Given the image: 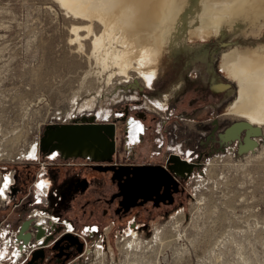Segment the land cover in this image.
Wrapping results in <instances>:
<instances>
[{
	"label": "rangeland",
	"instance_id": "1",
	"mask_svg": "<svg viewBox=\"0 0 264 264\" xmlns=\"http://www.w3.org/2000/svg\"><path fill=\"white\" fill-rule=\"evenodd\" d=\"M68 21L49 0H0V178L10 172L6 167H30L33 178L20 190L12 173L10 212L0 232L7 226L16 231L34 208L31 184L43 165L49 184L54 176L60 187L59 194L53 188L49 195L52 209H59L77 231L87 225L99 228L87 240V254L76 260L74 246V259L65 264H264V139L243 155L236 143L220 139L234 122L224 113L237 88L222 71L226 54L263 40L260 31L226 30L207 42L187 37L183 51L172 47L163 52L151 89L133 79L97 96L86 60L66 45ZM212 83L231 88L215 94ZM94 95L91 108L85 102ZM143 115L152 127L164 126L163 148L157 156L161 136L150 129L129 158L163 163L176 157L191 165V172L178 179L182 194L171 205L147 204L117 219L104 202L116 191L109 175L80 166L85 157L48 160L51 147L45 139L61 126L113 124L115 150L124 162V118ZM32 144L38 148L37 160L25 157ZM129 226L135 240L127 235ZM58 253L43 252V264L60 261ZM8 258L0 263L9 264Z\"/></svg>",
	"mask_w": 264,
	"mask_h": 264
},
{
	"label": "bare ground",
	"instance_id": "2",
	"mask_svg": "<svg viewBox=\"0 0 264 264\" xmlns=\"http://www.w3.org/2000/svg\"><path fill=\"white\" fill-rule=\"evenodd\" d=\"M49 1L69 20L66 45L86 60L90 70L88 72L95 78L93 85L97 96L104 90L130 84L133 79L136 83L139 80L146 88L151 89L158 78L163 52L168 53L172 47L183 51L188 47L187 37L207 42L213 37H222L226 30L243 34L249 29H257L264 36V0ZM222 71L229 82L235 83L237 88L234 100L229 103L224 113V116L232 118L234 122L220 134V139L227 145L236 143L238 154L243 155L258 147V138L264 139V39L245 44L240 49H230L226 54ZM230 88L229 84L211 85V90L215 94L225 93ZM95 98L94 95L85 103L91 107L93 101H96ZM155 106L163 109L159 102H156ZM81 109L83 110V107ZM105 116L107 117V113ZM82 123L92 124V121ZM123 126V132L126 130L129 134L128 141L135 142L138 124L130 121L127 129L124 120ZM56 137L55 133L51 139ZM52 152L58 153L56 157L52 155L47 157L52 161L72 157L98 160L102 154H106V145L89 141L77 144L72 137L58 145ZM25 157L27 160H37L36 144L30 146ZM180 160L179 158L169 160V165L175 177L184 178L191 172V165ZM5 177L9 180L6 188ZM55 182L56 178L52 176L47 193L42 187H37L40 184L36 186L37 204L47 203L53 188L55 196L59 194L60 187L54 185ZM12 183L10 173L1 176L0 189H3V192L0 194V203H6L8 200L7 193ZM44 196L47 197L46 200L42 199ZM60 198L64 199L65 195H61ZM58 210L49 219L52 223L65 226L70 233L75 226L70 225L68 219H62ZM36 215L40 218L37 235L30 233V230L26 231L30 220ZM45 218L47 216L43 212L35 211L23 221V224L21 222L19 228L22 227V230L19 232L9 235L10 231L7 228L2 229L0 259L4 260L11 255V258L16 260L27 248H36L44 245L46 239L50 240L48 221ZM82 228L89 231L98 226L89 225ZM131 230L130 228L127 235L134 238L136 234Z\"/></svg>",
	"mask_w": 264,
	"mask_h": 264
},
{
	"label": "water",
	"instance_id": "3",
	"mask_svg": "<svg viewBox=\"0 0 264 264\" xmlns=\"http://www.w3.org/2000/svg\"><path fill=\"white\" fill-rule=\"evenodd\" d=\"M55 133L57 137L51 139ZM72 137L75 138L77 144L89 141L106 145V154H102L95 162L100 164L99 169L101 171H112L111 180L117 182L118 192L110 198V202L115 198H120L118 205L124 209V212L151 201H154L155 207L158 206L159 202L167 201V205L172 204L171 191L176 192L178 181L170 166L168 171L159 166H101L105 162H111L115 152V126L113 124L89 123L87 125L61 126L48 133L46 144L51 147L52 152L58 145L70 140ZM172 159H176V157H171L169 160ZM63 241L69 242L68 247L77 246V254L82 252V244L74 236L65 235L53 247V250H59L57 256L61 257L63 255L62 250L64 247L60 245ZM43 256L42 250L34 252L28 264H34L37 259L42 260Z\"/></svg>",
	"mask_w": 264,
	"mask_h": 264
},
{
	"label": "built area",
	"instance_id": "4",
	"mask_svg": "<svg viewBox=\"0 0 264 264\" xmlns=\"http://www.w3.org/2000/svg\"><path fill=\"white\" fill-rule=\"evenodd\" d=\"M124 120H125V124H126V128L127 129L129 127V122L130 121L132 123H134V124L136 123V125L138 124V127H139V130H138V133H137V137H136V141L135 142H129L128 141L129 134H128V132L126 130L124 131V142H123L124 143V146H123L124 149H123V151L126 154H129L130 153V150L133 147L139 145L140 142L143 140V138L146 135L147 128L144 125L142 118L129 116L127 118L125 117ZM126 159H129V157H126ZM117 161L120 162V160L117 158V152L115 150V152H114V154L112 156L111 162H105L103 164H110V163H114L115 164ZM43 169H44V167H43V165H41V168L39 169L40 174H39L38 179H35L34 181H32V184H31L32 187L34 188V194H33V206H34V208L31 210V212L27 216V218L30 217L31 215H33V213H35V211L43 212L44 215L47 216V218H45V219H46V221H48V228H49L48 234L50 236L48 238H51V239L50 240L49 239H46L47 242L44 245L37 246L36 248H34V247L33 248H27L26 250H24V251L21 252V255L16 260H14L13 258H11V255L7 256L6 258L9 257L8 258L9 264H28L30 262V260L32 259V255L34 254V252H36L38 250H42L45 253L46 252L47 253H50V252L54 251L53 250V247L65 235H72V236H74L82 244V248H83L82 249V252L80 254H77V256H76V258H77L76 260H78V258H81V257H83V256H85L87 254V250H86L87 240L88 239H92V238L96 237L99 234V229L98 228H95V229L89 230V231H84L85 228H82L80 231H77L76 228H75L70 233H68L65 226L60 225V224L55 223V222L52 223L51 219H49V218L53 217L56 214V210H55V208L52 209V206L49 203V198H48L47 203H39V204H37L38 199L36 198V190H37V187L36 186L38 184L43 185L42 186V189L46 193L48 192V188L50 186L49 180L47 178H45V174L42 172ZM8 170L10 171L9 173L12 176L13 171L10 170V169H8ZM12 185H13V183H12ZM9 192H10V190H9ZM9 192L7 193L8 194V200L6 201L7 204H9V203L12 202V201H9ZM42 199L46 200L47 197L44 196V197H42ZM56 206H57V204H56ZM32 211H34V212L32 213ZM39 219L40 218L37 215L35 217H33L30 220L29 225H28L26 231L30 230V233H33V234L35 233L37 235V232H38V230H37V224H38V220ZM25 220H23V221H25ZM22 224H23V222H22ZM19 225L20 224H18V227L16 229V231H18V232L20 230H22L21 229L22 227L20 226L21 228H19ZM134 226L135 225H133V228H135ZM7 228L9 230V226H7ZM92 228H94V227H92ZM60 230H62V232L59 233ZM16 231H14V232H16ZM14 232H10L9 235H11ZM27 243H29V241ZM46 245H47V247H45ZM43 247H45V248H43ZM72 259H74V257ZM43 263H44V260H42V261H40V260L39 261H36V264H43ZM70 263H72V262H70ZM0 264H3V263H0Z\"/></svg>",
	"mask_w": 264,
	"mask_h": 264
},
{
	"label": "flooded vegetation",
	"instance_id": "5",
	"mask_svg": "<svg viewBox=\"0 0 264 264\" xmlns=\"http://www.w3.org/2000/svg\"><path fill=\"white\" fill-rule=\"evenodd\" d=\"M142 119H143V123L146 126L147 130H146V135H145V137L143 138V140L141 142L144 143L146 137H148V135H149V130L150 129L155 134L160 135L161 136V140H159L160 144H156V147H159L160 148V150L157 152V156H160L161 150L163 148L162 146H163L164 140H165L164 137H163V133L165 132V128H164L163 125H160V124L157 126V128H154L150 124L147 123V119H144V118H142ZM156 121H157V119L155 121H153V124L156 123ZM142 153H143V151H140V153H139L138 156L139 157L142 156ZM124 154L127 157H129V154L130 153L129 154H126L124 152ZM49 155L50 156L52 155L53 157H56L58 155V153L52 152ZM81 158H83V157H78V159H81ZM117 158H118V155H117ZM82 160L83 161H86V163L79 164L80 166H85L88 169H90L91 171L96 172V173H101V174H104V175H109L108 178L110 180V183H112L116 187V191L113 194H111L110 198L114 194H116L118 192V190H117V182L116 181L112 182V180H111V177H112V174H113L112 171H101L99 169L100 168V164H97L95 161L89 160V159H86V158H83ZM119 160H120V162L117 161L115 164L114 163L102 164L101 166H114V167H124V166H127V167H136V166H159V167H162V168L166 169L167 171H168V167L170 166L169 165V160L168 161H164L163 163L153 162V161L152 162H144L143 160L142 161H138V160H132L131 158L126 159L124 162H122L120 158H119ZM134 161H136V162H134ZM180 161H182V160H180ZM29 168L30 167L24 168V169H15V170H13L14 176H16V178H18V181H20V183H21L20 186H19L20 190H21V188H22V190H24L27 181L30 178H32L31 177V173L32 172H31V170ZM178 179H182V178H177V181H178ZM20 190H19V192H20ZM171 192H172V198H173V202H174L175 197L177 195H179V194H182V187H181V183L179 181H178V187H177L176 192H173V191H171ZM110 198L109 199H105L104 202H105V204L107 206H109L110 208H112L113 214H114L115 218H117V219H121L122 217L127 216L133 209H137V208L143 207V206H145L147 204L152 205L154 208H159L161 206H168L166 204L167 203V201H166V202H159L158 206L155 207L154 206V201H151V202H147L146 204H143L141 206H137L135 208H132L128 212H124V209L123 208H120V206L118 205V203L120 201V198H115L112 202H110ZM5 206L6 205H3L0 208V225L3 222L6 221L8 215H9V212H10V210H9L10 203L8 204V208L5 207ZM68 221L70 222V225H72L74 227V225L72 224V222L70 220H68ZM85 227H88V226H85ZM60 245L62 247H64V249L62 250L63 255L61 257H59V260L60 261H56V262H54V264H61L60 262H62L64 259H65V261L63 263L65 264L67 261H69L72 258L71 255L74 253V250H73L74 249V246L68 247L69 246V242L68 241H63V242H61ZM72 263H69V264H72Z\"/></svg>",
	"mask_w": 264,
	"mask_h": 264
},
{
	"label": "snow or ice",
	"instance_id": "6",
	"mask_svg": "<svg viewBox=\"0 0 264 264\" xmlns=\"http://www.w3.org/2000/svg\"><path fill=\"white\" fill-rule=\"evenodd\" d=\"M150 82H151V81H149V83H150ZM8 183H9L8 177H5V178H4V188L7 187ZM42 186H43V185H38L37 187H42ZM2 192H3V189H0V194H2Z\"/></svg>",
	"mask_w": 264,
	"mask_h": 264
},
{
	"label": "trees",
	"instance_id": "7",
	"mask_svg": "<svg viewBox=\"0 0 264 264\" xmlns=\"http://www.w3.org/2000/svg\"><path fill=\"white\" fill-rule=\"evenodd\" d=\"M142 118H144V119H147V118H146V116H144V115H143V117H142ZM151 120H152V121H155V120H156V118L154 117V118H152ZM6 168H8V169H9V167H6Z\"/></svg>",
	"mask_w": 264,
	"mask_h": 264
}]
</instances>
